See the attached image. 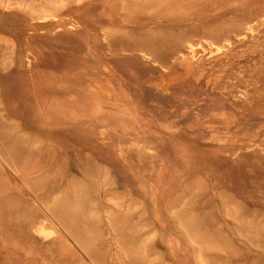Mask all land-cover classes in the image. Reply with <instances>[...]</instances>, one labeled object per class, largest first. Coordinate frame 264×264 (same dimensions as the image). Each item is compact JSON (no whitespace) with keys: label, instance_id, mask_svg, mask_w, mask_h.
<instances>
[{"label":"rangeland","instance_id":"1","mask_svg":"<svg viewBox=\"0 0 264 264\" xmlns=\"http://www.w3.org/2000/svg\"><path fill=\"white\" fill-rule=\"evenodd\" d=\"M0 264H264V0H0Z\"/></svg>","mask_w":264,"mask_h":264}]
</instances>
